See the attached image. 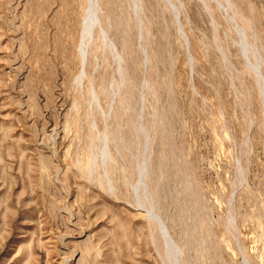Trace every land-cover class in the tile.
Here are the masks:
<instances>
[{
	"label": "rangeland",
	"instance_id": "obj_1",
	"mask_svg": "<svg viewBox=\"0 0 264 264\" xmlns=\"http://www.w3.org/2000/svg\"><path fill=\"white\" fill-rule=\"evenodd\" d=\"M0 264H264V0H0Z\"/></svg>",
	"mask_w": 264,
	"mask_h": 264
},
{
	"label": "water",
	"instance_id": "obj_2",
	"mask_svg": "<svg viewBox=\"0 0 264 264\" xmlns=\"http://www.w3.org/2000/svg\"><path fill=\"white\" fill-rule=\"evenodd\" d=\"M95 23V22H94Z\"/></svg>",
	"mask_w": 264,
	"mask_h": 264
}]
</instances>
